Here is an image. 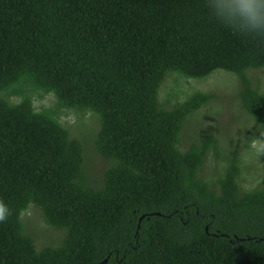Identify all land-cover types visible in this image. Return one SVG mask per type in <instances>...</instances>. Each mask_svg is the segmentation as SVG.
I'll return each mask as SVG.
<instances>
[{"label": "trees", "instance_id": "1", "mask_svg": "<svg viewBox=\"0 0 264 264\" xmlns=\"http://www.w3.org/2000/svg\"><path fill=\"white\" fill-rule=\"evenodd\" d=\"M206 5L0 0V264H264V169L259 189L243 191L236 150L207 181L217 138L206 131L181 147L215 96L160 102L171 76L235 75L240 106L264 139V94L249 77L264 70V37L222 26ZM35 92L57 108L37 111ZM64 110L99 119L96 149L110 162L99 187ZM33 205L66 233L60 247L39 252L26 234Z\"/></svg>", "mask_w": 264, "mask_h": 264}, {"label": "rangeland", "instance_id": "2", "mask_svg": "<svg viewBox=\"0 0 264 264\" xmlns=\"http://www.w3.org/2000/svg\"><path fill=\"white\" fill-rule=\"evenodd\" d=\"M249 77L264 94V70L253 71L249 73ZM241 88L240 79L226 72H218L204 80L171 76L161 89L160 102L171 108L198 92L215 96V100L187 124L181 149L188 150L195 142L201 140L204 132L212 133L217 138L220 156L215 152L211 153L204 167V178L209 182H216L223 168L227 166L226 158L237 150L243 164L241 187L245 192H253L259 189L263 178L264 139L255 123L240 106L238 95ZM31 95L37 111L57 108L54 96L42 97L39 92ZM22 100L18 96L11 98L12 103L16 105ZM59 114L62 124L70 131L72 137L84 145L86 172L91 184L95 187L101 186L110 162L101 158L96 149V139L100 131L99 119L90 112L64 110ZM23 220L26 234L33 238L39 252L56 249L62 245L66 233L51 228L46 223L42 211L36 206H31L23 215Z\"/></svg>", "mask_w": 264, "mask_h": 264}, {"label": "clouds", "instance_id": "3", "mask_svg": "<svg viewBox=\"0 0 264 264\" xmlns=\"http://www.w3.org/2000/svg\"><path fill=\"white\" fill-rule=\"evenodd\" d=\"M207 8L222 26L249 37H264V0H207ZM7 216L0 215V222Z\"/></svg>", "mask_w": 264, "mask_h": 264}, {"label": "water", "instance_id": "4", "mask_svg": "<svg viewBox=\"0 0 264 264\" xmlns=\"http://www.w3.org/2000/svg\"><path fill=\"white\" fill-rule=\"evenodd\" d=\"M143 220V219H142ZM142 220H141V222H142Z\"/></svg>", "mask_w": 264, "mask_h": 264}]
</instances>
